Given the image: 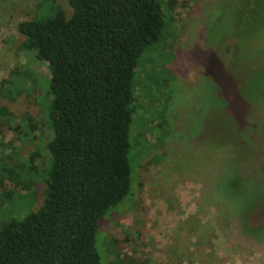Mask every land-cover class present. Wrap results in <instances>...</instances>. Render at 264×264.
<instances>
[{
    "label": "rangeland",
    "instance_id": "374dc122",
    "mask_svg": "<svg viewBox=\"0 0 264 264\" xmlns=\"http://www.w3.org/2000/svg\"><path fill=\"white\" fill-rule=\"evenodd\" d=\"M43 1L0 0V106L15 115L0 116V160L40 155L34 191L1 204L0 221L44 198L51 74L17 29ZM166 15L138 68L134 189L100 220L101 264H264V0H177Z\"/></svg>",
    "mask_w": 264,
    "mask_h": 264
},
{
    "label": "trees",
    "instance_id": "16d2710c",
    "mask_svg": "<svg viewBox=\"0 0 264 264\" xmlns=\"http://www.w3.org/2000/svg\"><path fill=\"white\" fill-rule=\"evenodd\" d=\"M68 5L70 11L58 0H44L35 17L17 24L24 48L50 70L53 136L42 204L0 221V264H101L100 220L134 189L130 153L138 68L145 52L163 40L166 11L177 0H68ZM12 74L21 83L14 86L16 99L26 78L18 67ZM6 84L12 80H4L2 90ZM0 116L15 117L7 106H0ZM22 120L36 130L31 116ZM15 130L23 132L20 124ZM39 156L0 160V206L34 191Z\"/></svg>",
    "mask_w": 264,
    "mask_h": 264
},
{
    "label": "clouds",
    "instance_id": "9594fccd",
    "mask_svg": "<svg viewBox=\"0 0 264 264\" xmlns=\"http://www.w3.org/2000/svg\"><path fill=\"white\" fill-rule=\"evenodd\" d=\"M261 46H264V35L259 37Z\"/></svg>",
    "mask_w": 264,
    "mask_h": 264
}]
</instances>
